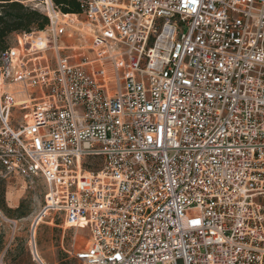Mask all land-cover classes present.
<instances>
[{
	"label": "built area",
	"instance_id": "built-area-1",
	"mask_svg": "<svg viewBox=\"0 0 264 264\" xmlns=\"http://www.w3.org/2000/svg\"><path fill=\"white\" fill-rule=\"evenodd\" d=\"M75 1L90 54L60 56L51 0L0 52V183L45 184L32 259L59 218L82 264H264V0Z\"/></svg>",
	"mask_w": 264,
	"mask_h": 264
},
{
	"label": "rangeland",
	"instance_id": "rangeland-1",
	"mask_svg": "<svg viewBox=\"0 0 264 264\" xmlns=\"http://www.w3.org/2000/svg\"><path fill=\"white\" fill-rule=\"evenodd\" d=\"M23 3L40 12L41 7L36 6L38 2L25 0ZM76 20L78 21L77 24L73 23L68 25L66 23L67 26L74 27L73 32L67 29V35L71 34V38L67 39L66 35L61 39L62 42L67 39V42H65L63 46L71 44L73 47L71 50H63L60 52V56H68L70 61L79 60L82 56L90 54L88 50V41L90 38L86 35L87 30L85 29L88 24L82 15H77ZM80 28H82V41H79L77 33H74L76 29ZM16 37V34H12L9 37V46H17ZM52 55L53 51L47 49L46 57L50 59ZM105 70L108 75L107 79L111 80L113 78V75L110 74L111 67L106 66ZM113 87V84L109 85V88L112 89ZM11 113L12 116H14V120H16L19 116L18 111L13 110ZM44 192L45 184L42 179H33L32 182L21 178L1 181L0 207L4 216L8 219H18V217L23 216L26 220H20L18 222L17 230L13 234L7 225L0 227V264H40L38 261H34L30 254L31 234L29 225L32 218L39 212L43 204ZM11 201L18 203V206H22L19 211H9V209L12 210L11 207H13L8 205ZM62 224L61 219L54 218L52 223L49 219H44L39 225L35 235L38 257L43 264H82L74 259H70L65 251L70 250L72 243L71 239L74 234H76V240L78 242L74 245L75 251L85 248L88 242V232L86 230L80 231L69 227L64 229Z\"/></svg>",
	"mask_w": 264,
	"mask_h": 264
},
{
	"label": "trees",
	"instance_id": "trees-1",
	"mask_svg": "<svg viewBox=\"0 0 264 264\" xmlns=\"http://www.w3.org/2000/svg\"><path fill=\"white\" fill-rule=\"evenodd\" d=\"M25 0H0V52L7 49L12 34L42 31L48 24L47 17L38 10L24 5ZM39 2L41 0H30ZM63 15H79L81 9L75 0H51ZM22 206L9 211H19ZM23 216L18 217V219Z\"/></svg>",
	"mask_w": 264,
	"mask_h": 264
},
{
	"label": "bare ground",
	"instance_id": "bare-ground-1",
	"mask_svg": "<svg viewBox=\"0 0 264 264\" xmlns=\"http://www.w3.org/2000/svg\"><path fill=\"white\" fill-rule=\"evenodd\" d=\"M61 19H62V21L64 20V22L65 23H67L68 25L69 24H77V20H76V16H73V15H70V16H68V15H66V16H64L63 15V17L61 16ZM70 20V21H69ZM88 26V25H87ZM86 31V30H85ZM34 44L36 45V46H40V47H42L44 44H43V40L42 39H37V40H35L34 41ZM34 45V46H35ZM33 242L31 241V244H32Z\"/></svg>",
	"mask_w": 264,
	"mask_h": 264
},
{
	"label": "crops",
	"instance_id": "crops-1",
	"mask_svg": "<svg viewBox=\"0 0 264 264\" xmlns=\"http://www.w3.org/2000/svg\"><path fill=\"white\" fill-rule=\"evenodd\" d=\"M8 205H9V206H13V207H11L12 210H13V209H15V208L18 206V203H15V202L11 201L10 203H8ZM32 219H33V218H32ZM12 220H15V221L17 222V224H18V222H19L20 220L25 221L26 219H25V218H20V219H12ZM31 221H32V220H31ZM38 227H39V226H38ZM38 227H37V229H36V233H37ZM29 228H30V225H29ZM29 231H30V233H31V228L29 229ZM36 233H35V235H36ZM35 244H36V243H35ZM36 250H37V247H36ZM37 252H38V251H37Z\"/></svg>",
	"mask_w": 264,
	"mask_h": 264
},
{
	"label": "snow or ice",
	"instance_id": "snow-or-ice-1",
	"mask_svg": "<svg viewBox=\"0 0 264 264\" xmlns=\"http://www.w3.org/2000/svg\"><path fill=\"white\" fill-rule=\"evenodd\" d=\"M193 2H195V0H193ZM193 223L196 224V223H199V221H193Z\"/></svg>",
	"mask_w": 264,
	"mask_h": 264
}]
</instances>
